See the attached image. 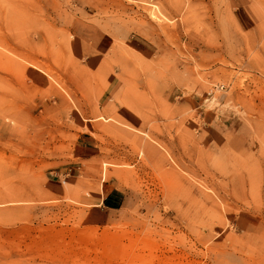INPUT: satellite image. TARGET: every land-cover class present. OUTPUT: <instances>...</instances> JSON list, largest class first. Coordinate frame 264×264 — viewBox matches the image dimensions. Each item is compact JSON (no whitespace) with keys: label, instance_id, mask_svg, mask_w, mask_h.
<instances>
[{"label":"rangeland","instance_id":"rangeland-1","mask_svg":"<svg viewBox=\"0 0 264 264\" xmlns=\"http://www.w3.org/2000/svg\"><path fill=\"white\" fill-rule=\"evenodd\" d=\"M0 264H264V0H0Z\"/></svg>","mask_w":264,"mask_h":264},{"label":"crops","instance_id":"crops-1","mask_svg":"<svg viewBox=\"0 0 264 264\" xmlns=\"http://www.w3.org/2000/svg\"><path fill=\"white\" fill-rule=\"evenodd\" d=\"M128 45L131 48H134L138 53H140L145 58H148V56L151 53V46L144 41V36L141 34L130 37L128 41ZM116 208L117 207H113L112 209L115 210Z\"/></svg>","mask_w":264,"mask_h":264},{"label":"trees","instance_id":"trees-1","mask_svg":"<svg viewBox=\"0 0 264 264\" xmlns=\"http://www.w3.org/2000/svg\"><path fill=\"white\" fill-rule=\"evenodd\" d=\"M111 196H112V195H110V196H108V198H106L105 203H106L108 206H110V207H118V206H113V205H110V204H109V200H110Z\"/></svg>","mask_w":264,"mask_h":264}]
</instances>
